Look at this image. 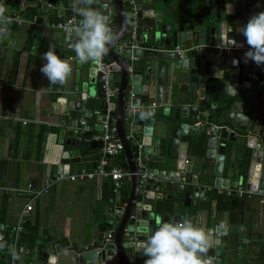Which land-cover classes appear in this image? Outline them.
Here are the masks:
<instances>
[{
  "label": "water",
  "instance_id": "1",
  "mask_svg": "<svg viewBox=\"0 0 264 264\" xmlns=\"http://www.w3.org/2000/svg\"><path fill=\"white\" fill-rule=\"evenodd\" d=\"M223 1L203 0L195 13L184 12L179 17L166 0H101L99 10L108 17L116 37L106 54L112 63L108 84L115 92L107 94L101 72L95 61H90L88 73L71 89L74 96L67 106L70 112L65 120L69 126L66 143H83L73 136L82 130V114L91 117L96 110L103 115L99 121L106 114L114 117L126 154L123 178L131 179L132 190L125 206L121 203L107 213L105 224L115 228L113 243L99 242L97 237L92 243H83L79 260L84 258L89 264H142L146 257L133 253L134 244L156 229L159 216L166 221L187 219L207 230L212 247L204 259L208 264H230L225 237L214 232L213 227L198 223L194 211L189 209L197 199V187L193 192L170 197L160 207L154 205L156 196L150 194L162 186L165 178L176 182L181 179L179 174L172 176L178 172L181 144L184 158L189 150L197 160L202 159L205 151V164L215 160L214 174L219 176L232 158L230 166L239 167L236 176L251 189L261 188L264 192V65L244 62L249 46L238 31L253 14L264 11V0H235L239 14L228 13L225 6L231 4L230 0H226L222 10ZM81 20L64 32L66 43L77 37ZM228 36L242 47L218 48ZM176 48L184 51L182 55L177 54ZM233 59L239 61L238 66H233ZM155 64L158 77L153 90L151 70ZM219 69L224 71L223 79L214 76ZM213 80L220 87H215ZM226 84H231L236 93H226ZM211 100L214 103H204ZM173 101L183 102L174 108V116L169 105ZM130 106L136 111H130ZM203 108L210 109L208 117ZM127 132L138 137L127 139ZM201 145H205L203 152L199 150ZM63 157L69 159L70 152H63ZM144 173L148 178L140 187ZM214 183H222V178L216 177ZM168 184L165 182L161 191ZM140 192L145 194L142 199ZM60 248L62 251L63 246L55 245L56 251L60 252ZM50 249L45 248L46 252L40 254L42 264L51 263L55 252L52 254Z\"/></svg>",
  "mask_w": 264,
  "mask_h": 264
},
{
  "label": "crops",
  "instance_id": "2",
  "mask_svg": "<svg viewBox=\"0 0 264 264\" xmlns=\"http://www.w3.org/2000/svg\"><path fill=\"white\" fill-rule=\"evenodd\" d=\"M224 1L222 10L225 9ZM230 2V12L239 14L235 0ZM72 3L73 0H0V5L6 7V15L17 17L9 25L7 37L0 40V226H3L0 235H11L9 245L24 246L16 264H42L39 258L46 252L45 248H51L52 254L55 252L49 264H89L84 258L79 260L81 244L92 243L96 237L99 242L113 243L107 235L111 233L113 237L115 228L105 224L107 213L121 203L125 206L132 190L130 178H122L118 187H114V181L109 177L99 176L54 181L58 174L93 172L100 159V146L93 137L101 132L98 118L103 115L96 110L91 117L82 114V118L93 125V131L83 133V136L79 130L73 134L83 143H66L69 126L65 120L70 112L67 106L74 96L71 89L91 67L89 62L81 64L76 57L72 43L77 37L66 43L64 31L50 26L58 20L73 17L78 21L82 18L73 11ZM166 3L173 5L181 17L184 12L195 13L203 0H166ZM49 46L72 66V73L64 85H49L40 72L46 63L41 56ZM102 59L109 62L108 55ZM97 65L98 61H95L96 69ZM151 74L154 90L157 64ZM212 83L220 87L219 82L213 80ZM211 102L213 100L204 103ZM180 103L183 102L169 104L172 116ZM203 111L206 117L210 115L209 108H203ZM261 117L264 122V114ZM127 133V139L137 136ZM199 150L203 152L205 145ZM65 151L70 152L71 160L64 159ZM183 152L184 145L181 144L178 172L172 175L179 174L181 179L178 182L168 178L162 180V186L150 193L152 197L156 196L152 200L154 205L160 207L170 197L193 192L197 187V199L189 209L194 211L198 223L213 227L214 232L220 223H226L227 233L223 236L230 264H264V196L239 198L223 192L222 189L232 187L240 180L235 174L239 167L230 166L232 158L219 176L214 174L215 160L205 164V151L203 158L198 160L189 150L184 158ZM125 163L123 146L110 166L124 172ZM216 177L222 178V183L216 185ZM48 181L53 183L46 188ZM167 181L170 184L161 191ZM44 187L46 191H41ZM144 197V192H140L139 199ZM29 204L32 209L27 211ZM57 244L63 246L62 251L61 248L60 252L55 250ZM10 258L8 249L0 250V264H10Z\"/></svg>",
  "mask_w": 264,
  "mask_h": 264
},
{
  "label": "clouds",
  "instance_id": "3",
  "mask_svg": "<svg viewBox=\"0 0 264 264\" xmlns=\"http://www.w3.org/2000/svg\"><path fill=\"white\" fill-rule=\"evenodd\" d=\"M94 4L97 7H93ZM100 4L101 0H73L71 5L73 11L82 16L76 28L77 38L72 43L81 64L100 61L116 38L108 17L99 10ZM225 7L230 14L232 5L229 3ZM6 11V7L0 5V40L7 37L9 25L12 23ZM238 31L249 46V50L244 53V62L248 63L250 60L257 66L264 65V11L253 14ZM217 47L231 49L242 45L228 36ZM41 59L46 63L41 66L40 72L48 79L49 85H64L68 81L72 66L68 61L61 59L51 46L42 54ZM232 64L238 66L239 61L233 59ZM214 76L223 79L224 71L216 70ZM229 90L236 93L231 84H226V93ZM156 223V229L151 231L146 239L137 240L134 244L133 253H142L146 257L144 264H208L204 256L212 247V242L207 230L187 219L166 221L157 216ZM216 231L219 235H225L226 223H220ZM5 248L14 261L20 259L15 246L8 245L3 235H0V250Z\"/></svg>",
  "mask_w": 264,
  "mask_h": 264
},
{
  "label": "built area",
  "instance_id": "4",
  "mask_svg": "<svg viewBox=\"0 0 264 264\" xmlns=\"http://www.w3.org/2000/svg\"><path fill=\"white\" fill-rule=\"evenodd\" d=\"M15 19H17V17L11 18V20H15ZM74 22H76V19H74L73 17H70L65 20H58L56 22H52L50 26L57 27L59 29H62L65 32L72 27H76L73 25ZM176 52L177 54L182 55L184 51L179 48H176ZM109 66H110L109 62L101 59L100 61H98L97 70L100 71L102 74L101 79L104 82L103 87L107 89V94L111 95L115 91L111 90L108 84V75L110 73ZM128 109L132 112L136 111V109L132 106H130ZM80 124L83 126L80 132L81 136H83V133H91L94 129L93 125L89 124L84 118L80 120ZM99 126L101 129V132L99 133V135L93 137L99 143V146H100L99 148L100 159H99V162H98V165L95 171L93 172L82 171L77 174H58L56 179H54V181L58 179H69V180L84 179V178L92 179L95 176H99V177H109L111 180L114 181V187L119 186V182L123 178L125 173L121 169L110 166V162L112 161V159L116 157L123 150V143L121 142L118 136L117 125L115 123V119H112L109 114H106L101 119V121H99ZM147 178H148V175L146 173L141 175L140 187L144 186V183L146 182ZM52 183L53 181H48L45 187L47 188ZM28 187H31V185L29 184ZM45 187L42 188L41 191H46ZM222 190L228 196H237L239 198L251 197L252 195L264 196V192L262 189L253 190L250 187L246 186V182L241 179L236 185L232 187L227 186ZM31 209H32L31 204L26 206L27 211ZM107 236L108 238H111L112 234L108 233ZM15 249L18 254L24 250V246L22 244L15 246ZM10 259H11L10 264H16V260L14 261L12 258Z\"/></svg>",
  "mask_w": 264,
  "mask_h": 264
},
{
  "label": "trees",
  "instance_id": "5",
  "mask_svg": "<svg viewBox=\"0 0 264 264\" xmlns=\"http://www.w3.org/2000/svg\"><path fill=\"white\" fill-rule=\"evenodd\" d=\"M216 194L214 193V195L213 196H215ZM4 239H5V241H7V244L9 245L10 244V241H11V235H9L8 233H6L5 235H4ZM4 250H7V248H5ZM1 256H3V253H1Z\"/></svg>",
  "mask_w": 264,
  "mask_h": 264
}]
</instances>
